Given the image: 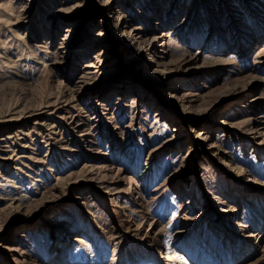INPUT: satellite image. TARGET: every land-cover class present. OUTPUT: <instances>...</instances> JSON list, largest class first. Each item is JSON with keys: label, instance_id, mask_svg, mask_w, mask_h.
<instances>
[{"label": "rangeland", "instance_id": "1", "mask_svg": "<svg viewBox=\"0 0 264 264\" xmlns=\"http://www.w3.org/2000/svg\"><path fill=\"white\" fill-rule=\"evenodd\" d=\"M0 264H264V0H0Z\"/></svg>", "mask_w": 264, "mask_h": 264}, {"label": "bare ground", "instance_id": "2", "mask_svg": "<svg viewBox=\"0 0 264 264\" xmlns=\"http://www.w3.org/2000/svg\"><path fill=\"white\" fill-rule=\"evenodd\" d=\"M137 31H138V30L133 31L132 34H130V37H131V38H135V37H136V34H137ZM127 34H129V33H127ZM88 66L90 67V66H93V65H91V64L88 63ZM194 72H195V71H194ZM193 94H194V95H197L198 92H196V90H193ZM259 127H260V126H259ZM162 140H163V139H162ZM173 141H175V140H174V137H172V136L166 137V138L163 140V142H161V143H159L158 145L154 146V147H153V150H156V151L162 150V149H164L166 146L172 144Z\"/></svg>", "mask_w": 264, "mask_h": 264}]
</instances>
